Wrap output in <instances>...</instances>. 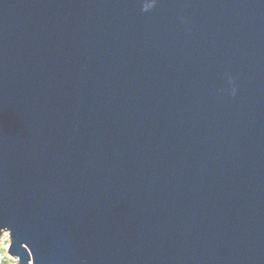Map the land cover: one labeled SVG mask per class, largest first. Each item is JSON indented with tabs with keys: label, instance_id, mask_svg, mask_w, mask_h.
I'll return each instance as SVG.
<instances>
[{
	"label": "water",
	"instance_id": "95a60500",
	"mask_svg": "<svg viewBox=\"0 0 264 264\" xmlns=\"http://www.w3.org/2000/svg\"><path fill=\"white\" fill-rule=\"evenodd\" d=\"M13 264H264V0H0V237Z\"/></svg>",
	"mask_w": 264,
	"mask_h": 264
},
{
	"label": "built area",
	"instance_id": "2783aa9c",
	"mask_svg": "<svg viewBox=\"0 0 264 264\" xmlns=\"http://www.w3.org/2000/svg\"><path fill=\"white\" fill-rule=\"evenodd\" d=\"M3 234L0 237V264H13L16 262V258L8 253L9 239L6 238V242L2 241ZM7 256V257H5Z\"/></svg>",
	"mask_w": 264,
	"mask_h": 264
},
{
	"label": "rangeland",
	"instance_id": "374dc122",
	"mask_svg": "<svg viewBox=\"0 0 264 264\" xmlns=\"http://www.w3.org/2000/svg\"><path fill=\"white\" fill-rule=\"evenodd\" d=\"M7 236H8V233L7 232H4L3 233V238H2V241L5 243L6 242V238H7ZM5 257H7V256H5Z\"/></svg>",
	"mask_w": 264,
	"mask_h": 264
},
{
	"label": "bare ground",
	"instance_id": "6f19581e",
	"mask_svg": "<svg viewBox=\"0 0 264 264\" xmlns=\"http://www.w3.org/2000/svg\"><path fill=\"white\" fill-rule=\"evenodd\" d=\"M4 232H7V231H3L2 234H3Z\"/></svg>",
	"mask_w": 264,
	"mask_h": 264
}]
</instances>
